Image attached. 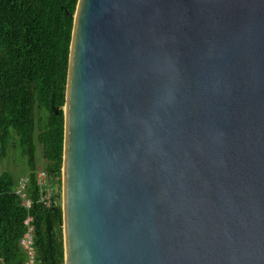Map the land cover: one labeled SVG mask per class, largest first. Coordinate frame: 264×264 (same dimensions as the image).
<instances>
[{"label": "water", "instance_id": "95a60500", "mask_svg": "<svg viewBox=\"0 0 264 264\" xmlns=\"http://www.w3.org/2000/svg\"><path fill=\"white\" fill-rule=\"evenodd\" d=\"M65 264H264V0H78Z\"/></svg>", "mask_w": 264, "mask_h": 264}, {"label": "trees", "instance_id": "16d2710c", "mask_svg": "<svg viewBox=\"0 0 264 264\" xmlns=\"http://www.w3.org/2000/svg\"><path fill=\"white\" fill-rule=\"evenodd\" d=\"M78 0H0V151L15 144L26 160L31 206L21 178L0 173V264H26L21 238L31 217L36 263L65 264L64 105ZM39 150L43 165L39 163ZM45 171V181L39 178ZM51 196L46 201L44 196Z\"/></svg>", "mask_w": 264, "mask_h": 264}, {"label": "built area", "instance_id": "2783aa9c", "mask_svg": "<svg viewBox=\"0 0 264 264\" xmlns=\"http://www.w3.org/2000/svg\"><path fill=\"white\" fill-rule=\"evenodd\" d=\"M38 175L41 181L44 182L46 176L45 171L40 170ZM28 179H29L28 177H21L18 181V185L16 186V192L19 195H21V197L25 198L24 204L27 207L31 206V200L28 198V194L26 190ZM50 196L51 193L49 192L44 196V199L47 201ZM30 220H32L31 217H28L25 220V223L27 224V230L25 231L23 237L21 238V244L25 249V251L27 252L28 259L26 264H37L34 229H33V225L30 223Z\"/></svg>", "mask_w": 264, "mask_h": 264}, {"label": "rangeland", "instance_id": "374dc122", "mask_svg": "<svg viewBox=\"0 0 264 264\" xmlns=\"http://www.w3.org/2000/svg\"><path fill=\"white\" fill-rule=\"evenodd\" d=\"M40 152L42 153V150H39L37 153L39 163L42 166L43 165V159L40 155ZM27 165L26 160L20 156L18 149L16 148L15 144H11L8 155L4 156L2 155V152L0 151V173L3 171H11L13 174H18V176H26L23 175L24 172L27 171Z\"/></svg>", "mask_w": 264, "mask_h": 264}]
</instances>
